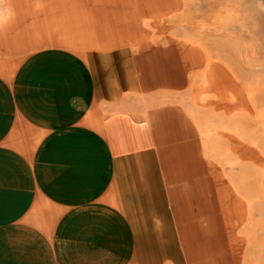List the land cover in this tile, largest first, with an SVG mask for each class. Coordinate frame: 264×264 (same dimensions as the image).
Segmentation results:
<instances>
[{
	"label": "crops",
	"instance_id": "0c3cea01",
	"mask_svg": "<svg viewBox=\"0 0 264 264\" xmlns=\"http://www.w3.org/2000/svg\"><path fill=\"white\" fill-rule=\"evenodd\" d=\"M82 1L59 35L51 28L64 0H37L30 29L8 34L0 21V264H249L250 247L221 237L216 193L175 184L202 169L230 201L241 173L228 170L226 184L220 163L192 153L202 52L144 42L135 24L110 32L108 22H122L112 14L94 16L89 36L75 10ZM217 74V89L229 90V69ZM225 106L212 109L230 123ZM244 113L234 118L261 150ZM238 146L242 168L251 155Z\"/></svg>",
	"mask_w": 264,
	"mask_h": 264
},
{
	"label": "rangeland",
	"instance_id": "374dc122",
	"mask_svg": "<svg viewBox=\"0 0 264 264\" xmlns=\"http://www.w3.org/2000/svg\"><path fill=\"white\" fill-rule=\"evenodd\" d=\"M164 1L166 8L149 6L144 0H88L79 3L75 10L78 9L80 18L85 20L86 28L91 27L89 36L93 34L92 26L99 25L93 21L94 16L107 20L113 16L122 22L103 23L108 24L110 32L128 30L135 24L144 42L177 41L184 47H196L202 52L208 70L202 74L192 99L194 109L190 115L197 126L199 147L192 153L204 165L209 161L220 163L219 167L225 170L226 184L232 179L228 170H240L241 173L231 180L236 192L235 200L230 201L217 196L215 180H209L210 175L202 169L200 175L175 184L185 190L215 192V221L222 229L221 237L226 234L234 248L250 247L247 248L248 255L253 261L249 264H264V0ZM74 6L73 0H64L60 8L62 13L59 12L52 23L54 34H58L63 26L62 19L67 20L71 15L67 12H73ZM32 9H38L37 0H0V21L7 26L8 34L30 29ZM227 69L231 87L229 90L227 87L217 89V73H227ZM224 101L231 105L230 123L218 116V109H212H226V106L218 107ZM260 110L261 113L255 114ZM239 112H245L248 131L261 130V150H255L253 134H242L241 125L234 118ZM238 145L251 155L243 160L242 168L233 164L238 157ZM181 156L185 158L187 152ZM218 158L232 160V164H224Z\"/></svg>",
	"mask_w": 264,
	"mask_h": 264
}]
</instances>
